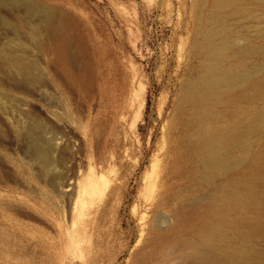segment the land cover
<instances>
[{
	"label": "rangeland",
	"instance_id": "374dc122",
	"mask_svg": "<svg viewBox=\"0 0 264 264\" xmlns=\"http://www.w3.org/2000/svg\"><path fill=\"white\" fill-rule=\"evenodd\" d=\"M216 1L0 0V264H189L221 200L224 264H264V2Z\"/></svg>",
	"mask_w": 264,
	"mask_h": 264
},
{
	"label": "bare ground",
	"instance_id": "6f19581e",
	"mask_svg": "<svg viewBox=\"0 0 264 264\" xmlns=\"http://www.w3.org/2000/svg\"><path fill=\"white\" fill-rule=\"evenodd\" d=\"M15 1H17V0H15ZM197 1L199 3L200 1H203V0H197ZM236 1H241V0H217L216 2L218 4V6L220 7V6L230 5ZM249 1H255L258 3L264 2V0H249ZM18 3H19V0H18ZM22 3H23V1H22ZM24 7H25V5H24ZM27 10L30 13H38V14L40 12H41V14L46 13V11L44 12V10L38 8L37 6H35L33 4L30 5L29 8H27ZM228 82H229L228 78H215L212 80V82L207 84V86H208V89L213 90L215 92L220 87L226 85ZM125 96L127 97V95H125ZM123 100L128 102V100H125V98ZM126 102H124L123 105H126L125 104ZM128 108L123 109V112H122L123 114L120 117V124L121 125H119V126H121L122 130H123L125 124H127L130 128L135 123L134 115H132V117H131V112H130L131 108L129 106H128ZM204 117L205 116H202L198 120L197 123L198 124L202 123L204 120ZM128 122H130V123H128ZM113 124H115V122ZM28 130H30V129H28ZM33 131H32V136L30 137V143H29L31 146L30 147L31 151H32L31 153L33 154L32 156H34V158H37V160H39L43 166L48 167V166H50V163H51L50 159H49L50 154L48 155V149H47V147L44 146L43 140H42L43 141L42 142V141L34 138L35 136H33V135L35 134L34 133L35 131L34 132ZM124 132L125 131H123V134H125ZM217 149L218 148H217L216 143H215L214 139L212 138V136H210L209 134H204L202 136V142L200 141V143H199V151H200V154L202 155V157L205 158L204 164H203V169H204L205 173L210 172L212 170V168L216 165L217 153H218ZM105 185H106V183L104 182L102 176L99 175L93 182H91V180H90L88 182V184L83 189L80 190L78 198H82L84 195H87V196H90L93 198L95 195L98 194V192L101 193L103 191L102 189ZM103 193L104 192H102L101 194H103ZM224 204H225V202L223 200H221L219 203L214 204L213 209L210 211V213L208 215V217L210 219V225H209L208 230L202 235L201 242L192 246L193 248H192L191 255L189 254L190 256H187V258L189 257V262H188L189 264H224L227 260H231V259L241 260L242 259V254H237V253L224 254L220 251V243H219L220 240H219V236H218L219 226L215 223H213L211 225L212 220L217 222V219H220L218 216L220 215V211L223 208ZM5 205H7V204H5ZM91 214H92V210H89V212H87L84 215V219L87 220ZM33 218H34V216H33Z\"/></svg>",
	"mask_w": 264,
	"mask_h": 264
}]
</instances>
